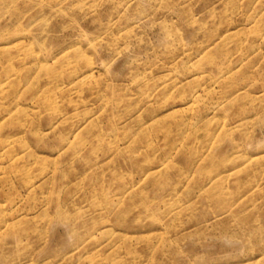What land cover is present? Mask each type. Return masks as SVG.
Listing matches in <instances>:
<instances>
[{
  "label": "rangeland",
  "instance_id": "rangeland-1",
  "mask_svg": "<svg viewBox=\"0 0 264 264\" xmlns=\"http://www.w3.org/2000/svg\"><path fill=\"white\" fill-rule=\"evenodd\" d=\"M0 264H264V0H0Z\"/></svg>",
  "mask_w": 264,
  "mask_h": 264
},
{
  "label": "bare ground",
  "instance_id": "bare-ground-1",
  "mask_svg": "<svg viewBox=\"0 0 264 264\" xmlns=\"http://www.w3.org/2000/svg\"><path fill=\"white\" fill-rule=\"evenodd\" d=\"M86 75L83 76L82 78L86 77ZM77 82L78 81H76V83ZM166 116H169V114L164 115L163 117H166ZM219 164L222 165V164H225V162L220 161ZM160 172H162V171L160 170ZM230 172H231V174H234L237 171L233 168V169H231ZM148 175L151 176L152 174H148ZM59 200L60 201L57 202V204L59 205V213H57V220H55L53 226H55L56 224H60L62 227H64V230H65L64 235H63V236H65V238H64L65 242L64 243H65V246H67L68 242H71V241L74 243L79 242L80 236H79V232L77 229V228H79V224H78V222L74 221V218L70 214L69 210L65 209V205H64L65 200H61V199H59ZM121 222H124V224H126L127 221H121ZM253 239H254L253 243L255 245H260L263 242L261 239H256L255 236L253 237ZM261 255H262V253H261Z\"/></svg>",
  "mask_w": 264,
  "mask_h": 264
}]
</instances>
